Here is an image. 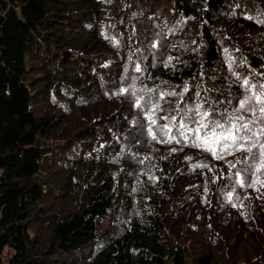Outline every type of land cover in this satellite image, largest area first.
I'll use <instances>...</instances> for the list:
<instances>
[{
  "label": "trees",
  "instance_id": "obj_1",
  "mask_svg": "<svg viewBox=\"0 0 264 264\" xmlns=\"http://www.w3.org/2000/svg\"><path fill=\"white\" fill-rule=\"evenodd\" d=\"M262 86L264 0H0V264H264L250 145L178 129Z\"/></svg>",
  "mask_w": 264,
  "mask_h": 264
},
{
  "label": "snow or ice",
  "instance_id": "obj_2",
  "mask_svg": "<svg viewBox=\"0 0 264 264\" xmlns=\"http://www.w3.org/2000/svg\"><path fill=\"white\" fill-rule=\"evenodd\" d=\"M247 87H251L249 81H244ZM264 87V86H262ZM187 91V89L185 90ZM199 95V93L197 94ZM239 107L232 105L233 112L231 115L227 116L228 123L231 127H226L224 121L226 118V111L221 110L219 112V118L217 117V108H214L212 104H208L207 108L209 110L200 111L204 108V105L197 106V115L200 117L199 120H192L189 113L186 111L180 116L178 122V129H183L181 135H185L186 132H190L194 135L197 141H200L203 145L207 146V150L212 151L217 156H222V152H216L212 148V143H217L221 149L228 151L230 146L235 145H250V147L237 149L242 150L250 155L245 157L244 163L247 164L249 168H256L257 173L264 171V140L257 139V133L253 131L256 121L249 120L246 113L253 110V104L251 101H264V92H261L259 96H244L239 98ZM230 105L232 104L231 99L227 101ZM220 105V102H216ZM264 112V108L261 109ZM172 120H176V117H172ZM232 120L237 121V123L232 124ZM154 124L155 121H152ZM189 123H196L199 125L198 128H191ZM171 132V128L168 129ZM201 133L203 139H201ZM260 136L264 137V128L260 129ZM166 143L170 141H165ZM199 146V145H198ZM253 149H257L253 152ZM255 161V163H253ZM233 168L236 167L235 164L232 165ZM239 175V173H237ZM241 187L245 186V183L241 181ZM251 186V185H248Z\"/></svg>",
  "mask_w": 264,
  "mask_h": 264
},
{
  "label": "rangeland",
  "instance_id": "obj_3",
  "mask_svg": "<svg viewBox=\"0 0 264 264\" xmlns=\"http://www.w3.org/2000/svg\"><path fill=\"white\" fill-rule=\"evenodd\" d=\"M7 253H8L7 250H5L2 256L5 257V255H6Z\"/></svg>",
  "mask_w": 264,
  "mask_h": 264
}]
</instances>
